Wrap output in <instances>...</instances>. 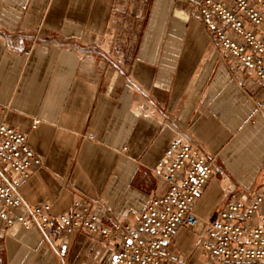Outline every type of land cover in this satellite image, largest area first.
I'll use <instances>...</instances> for the list:
<instances>
[{"label":"crops","instance_id":"obj_1","mask_svg":"<svg viewBox=\"0 0 264 264\" xmlns=\"http://www.w3.org/2000/svg\"><path fill=\"white\" fill-rule=\"evenodd\" d=\"M199 1L0 0V107L41 157L25 203L55 215L88 198L97 227L134 225L166 189L156 163L175 139L214 157L197 218L264 192V86L208 36ZM202 236L177 229L173 263L208 264ZM117 247L0 221V264H109Z\"/></svg>","mask_w":264,"mask_h":264},{"label":"built area","instance_id":"obj_2","mask_svg":"<svg viewBox=\"0 0 264 264\" xmlns=\"http://www.w3.org/2000/svg\"><path fill=\"white\" fill-rule=\"evenodd\" d=\"M196 9L215 45L264 86V0H200ZM6 118L0 107V221L5 226H37L59 238L86 228L118 240L109 264H174L168 245L174 232L186 227L202 231L201 249L210 258L208 264H264V192L244 198L232 194L207 220L191 209L210 180L214 157L182 140L170 142L156 163L165 191L141 209L134 225L116 224L109 230L96 226L98 216L88 198L75 200L68 211L55 215L50 203L29 205L22 200L21 182L41 157L27 135L8 125Z\"/></svg>","mask_w":264,"mask_h":264}]
</instances>
